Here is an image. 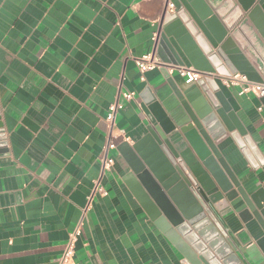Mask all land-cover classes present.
Here are the masks:
<instances>
[{
  "label": "crops",
  "instance_id": "0c3cea01",
  "mask_svg": "<svg viewBox=\"0 0 264 264\" xmlns=\"http://www.w3.org/2000/svg\"><path fill=\"white\" fill-rule=\"evenodd\" d=\"M164 14L161 0H0V264H60L80 222L71 264H187L140 203L119 150L125 143L148 151L150 131L159 137L152 101L175 124L186 120L175 91L191 84L177 67L146 72L141 82L134 62L150 52L160 60ZM259 69L239 74L264 84ZM223 84L264 161V107L242 85ZM119 91L133 98H120L110 125L108 107ZM170 138L178 151L187 147L177 130ZM215 144L240 186L264 194L263 169L252 168L229 134ZM96 184L105 194L91 198ZM220 215L233 232L245 228L231 206ZM254 239L239 254L241 264H264Z\"/></svg>",
  "mask_w": 264,
  "mask_h": 264
},
{
  "label": "water",
  "instance_id": "95a60500",
  "mask_svg": "<svg viewBox=\"0 0 264 264\" xmlns=\"http://www.w3.org/2000/svg\"><path fill=\"white\" fill-rule=\"evenodd\" d=\"M179 1L181 9L162 18L161 42L167 49L161 44L157 54L162 69L183 67L168 40L173 37L192 70L202 75L183 91H175L186 120L175 124L152 101L159 137L150 131L148 151L125 143L119 150L140 203L187 264H241L239 254L253 234L264 253V194H248L240 186L215 142L228 133L252 168L264 171L260 153L236 116L235 96L223 84L237 73L259 69L256 57L264 61V0H225L222 7L205 0ZM259 71L264 76V70ZM259 102L264 107V96ZM176 130L187 143L182 151L170 138ZM229 206L245 228H228L220 213ZM250 222L257 227L248 234Z\"/></svg>",
  "mask_w": 264,
  "mask_h": 264
},
{
  "label": "built area",
  "instance_id": "2783aa9c",
  "mask_svg": "<svg viewBox=\"0 0 264 264\" xmlns=\"http://www.w3.org/2000/svg\"><path fill=\"white\" fill-rule=\"evenodd\" d=\"M164 4L165 13L173 14L176 12V5L173 0H161ZM134 62L136 65V68L139 73V80L141 82L145 81V73L149 72L151 70H154L156 68H163L164 65L161 63V61L155 56L154 52L147 53L145 55H142L138 58H134ZM179 75L181 77L185 78V82L187 84H191L198 79L201 78V74H199L196 71H193L192 68H185V67H177L176 68ZM230 86H238L242 85V92L248 93L252 92L254 93L258 98L264 96V84H250L244 75L242 74H235L233 75L229 81L227 82ZM120 98L124 101H129L133 98V93L131 92H121L119 91L118 97L115 100L113 104H111L108 107V112L106 116V121L112 125L115 114L118 110L122 109V104L120 103ZM262 108H259L260 111ZM112 164V159H105L104 166L109 167ZM96 192H100L101 194H105V192L102 191L101 188L98 187V184L95 185L91 198L94 196ZM90 198V199H91ZM89 199V201H90ZM84 215V212H83ZM82 221V220H81ZM80 225L81 222L74 228V230L69 234V238L65 244L62 256L60 258V264H71L72 263V257L74 252V246L77 238L80 236Z\"/></svg>",
  "mask_w": 264,
  "mask_h": 264
}]
</instances>
